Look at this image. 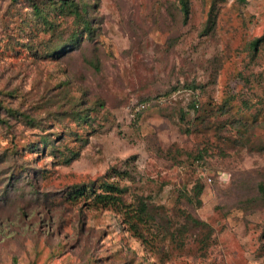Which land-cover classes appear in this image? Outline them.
Here are the masks:
<instances>
[{
	"label": "rangeland",
	"instance_id": "obj_1",
	"mask_svg": "<svg viewBox=\"0 0 264 264\" xmlns=\"http://www.w3.org/2000/svg\"><path fill=\"white\" fill-rule=\"evenodd\" d=\"M89 1L0 0V264H264V0Z\"/></svg>",
	"mask_w": 264,
	"mask_h": 264
},
{
	"label": "trees",
	"instance_id": "obj_2",
	"mask_svg": "<svg viewBox=\"0 0 264 264\" xmlns=\"http://www.w3.org/2000/svg\"><path fill=\"white\" fill-rule=\"evenodd\" d=\"M16 1L17 0H13V2H16ZM25 1L28 2L32 6L34 15L37 17V19L43 21V23L45 24L50 25L51 28H52L51 26L52 24L56 25V23H58L59 25L60 19L62 18V16L63 18L67 16L68 17L73 16L75 17L76 23L80 22L82 24V28L80 30H77V27H76L74 31L68 32V34L64 36L63 41L61 42L55 41L56 47L58 50L61 49L62 47L76 45L80 41L81 35H83L84 37L83 40L94 38L93 34L96 31V26L92 22V19H93L92 14H91L92 3L89 0H25ZM41 3L45 5H50L51 8L49 10L54 9L59 15H61L60 18H56L57 22H51V19L48 17V14H47L48 10H43ZM180 3H181V7H180L181 13L183 15L184 21L187 22L191 14V9H190L191 1L190 0H180ZM209 21L213 23L212 20H209ZM58 25L53 28L55 29L54 32L57 30V28H60V26ZM258 41L259 40L252 41V46L254 48H256ZM29 47L33 49L34 46L32 47L29 46ZM50 49L51 48H48V51ZM195 103H196V99H194L192 105L195 106ZM9 111H13V109H9ZM22 114L26 115L28 114V112L22 111ZM30 120H31L30 123L32 124V126L44 128V126L42 125V123L44 122L43 118L39 117V114L32 116ZM4 121L6 120L4 119ZM44 140H46V142H51L47 139V135H45ZM199 160H200V156H199ZM200 167L204 168L205 166L199 163V171L200 170L203 171V169ZM94 184L95 182L88 183L86 184L87 187L85 185L84 187L83 185L82 186L76 185L74 187L75 193L73 197L87 195L88 194L87 189L91 188L92 192L94 193V205L101 204L104 206H115L119 210L126 208L127 214L133 215L134 217H138L139 222L146 221L145 219L146 213L149 214L153 219L154 218L156 219V216L158 215V213L156 212L155 216L152 213H154V211H157V210H153V206L149 204L148 202L140 201L142 206L139 208H133L132 205L127 204L124 201V198L122 196L124 188H121L116 183L114 182L110 183L109 181H105L103 184L102 190L96 189Z\"/></svg>",
	"mask_w": 264,
	"mask_h": 264
}]
</instances>
